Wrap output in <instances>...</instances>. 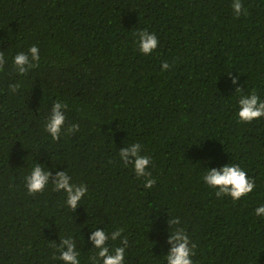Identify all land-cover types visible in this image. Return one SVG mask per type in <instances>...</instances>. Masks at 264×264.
Here are the masks:
<instances>
[{"label":"trees","instance_id":"trees-1","mask_svg":"<svg viewBox=\"0 0 264 264\" xmlns=\"http://www.w3.org/2000/svg\"><path fill=\"white\" fill-rule=\"evenodd\" d=\"M242 4L237 17L232 0H0V264H63L57 245L68 235L90 264L96 225L122 229L108 244L125 246L124 264H164L169 216L196 245L194 264H264L254 211L264 203V117L240 122L235 93L264 99V0ZM141 29L159 39L150 55ZM34 44L40 62L20 75L12 56ZM57 99L65 129L78 130L53 141L44 121ZM135 142L151 158V188L119 158ZM36 161L87 185L75 210L52 184L28 193ZM230 162L256 184L238 201L201 179Z\"/></svg>","mask_w":264,"mask_h":264},{"label":"clouds","instance_id":"clouds-1","mask_svg":"<svg viewBox=\"0 0 264 264\" xmlns=\"http://www.w3.org/2000/svg\"><path fill=\"white\" fill-rule=\"evenodd\" d=\"M232 8L237 17L246 10L243 9L242 0H232ZM137 45L139 51L144 55H150L159 45V39L154 32L147 29L138 30L136 33ZM12 65L15 71L24 75L40 62V50L37 45H31L28 50L20 51L12 56ZM7 63V57L0 52V71ZM162 69L169 68L167 62H163ZM239 77H232V83L235 85ZM19 87L18 83L10 84L9 90L15 93ZM235 93L238 94L236 104V115L240 122H251L255 119L264 117V99H262L255 90L245 92L242 87H237ZM67 104L57 99L52 104L51 111L44 121V130L50 135L53 141L61 138L62 134L78 130V125H71L65 129ZM198 145L197 143H194ZM142 144L139 142L127 144L119 148V158L125 166H131V170L139 178L144 179V187L151 188L156 180L148 170L152 161L150 156L142 155ZM204 184L216 190L217 196H228L233 201L240 200L243 196L253 192L255 189V180L248 175L247 171L239 163H225L219 167H206L201 177ZM25 187L29 194L43 192L49 184L53 185V190L66 194L65 205L75 210L86 196L87 185L75 184L72 176L65 169L63 171H53L46 163L36 161L30 171L24 177ZM257 217H264V203L259 204L255 209ZM167 243L170 245L164 257V264H194L192 257L195 255V244L191 242L185 229L181 227L179 217L169 216ZM91 235L88 237L96 249V253L89 257L90 264H124L125 246L109 247L108 241H116L120 236L122 229H116L109 233L106 228L94 226L91 228ZM127 241L122 240L121 245H126ZM59 255L58 260L63 264H81L80 252L77 248L76 240L68 235L60 238L57 245Z\"/></svg>","mask_w":264,"mask_h":264}]
</instances>
